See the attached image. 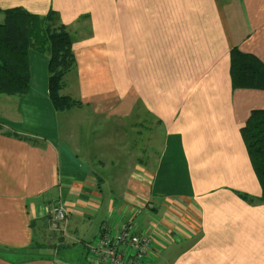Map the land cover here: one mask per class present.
Wrapping results in <instances>:
<instances>
[{
    "label": "crops",
    "instance_id": "1",
    "mask_svg": "<svg viewBox=\"0 0 264 264\" xmlns=\"http://www.w3.org/2000/svg\"><path fill=\"white\" fill-rule=\"evenodd\" d=\"M16 6L68 26L62 91L82 105L55 109L34 49L28 93L0 95V264H61L93 225L87 261L128 220L155 236L145 264H264L262 185L240 133L264 90L234 89L230 71L235 46L264 62V0H0Z\"/></svg>",
    "mask_w": 264,
    "mask_h": 264
},
{
    "label": "trees",
    "instance_id": "2",
    "mask_svg": "<svg viewBox=\"0 0 264 264\" xmlns=\"http://www.w3.org/2000/svg\"><path fill=\"white\" fill-rule=\"evenodd\" d=\"M0 12V95L19 96L28 93L31 84L29 53L31 49L49 56V93L57 111H65L82 105L81 101L64 95V78L75 67L73 36L59 13L50 10L45 16L33 14L22 7ZM231 79L234 89L251 88L264 90V62L253 53L235 46L231 49ZM1 128V125H0ZM249 157L262 185L261 200L264 202V109L251 112L241 128ZM248 199L251 197L245 195ZM39 248V247H38ZM58 251V246H54ZM2 244L0 252L6 251ZM36 254L31 247L27 252Z\"/></svg>",
    "mask_w": 264,
    "mask_h": 264
},
{
    "label": "built area",
    "instance_id": "3",
    "mask_svg": "<svg viewBox=\"0 0 264 264\" xmlns=\"http://www.w3.org/2000/svg\"><path fill=\"white\" fill-rule=\"evenodd\" d=\"M66 213L62 204L50 209L48 215L54 227L67 219ZM154 241L152 233L139 232L133 222L123 223L117 230L100 231L97 239L88 244V259L93 264H145Z\"/></svg>",
    "mask_w": 264,
    "mask_h": 264
},
{
    "label": "rangeland",
    "instance_id": "4",
    "mask_svg": "<svg viewBox=\"0 0 264 264\" xmlns=\"http://www.w3.org/2000/svg\"><path fill=\"white\" fill-rule=\"evenodd\" d=\"M3 18H4V15H3ZM3 20L1 22H3ZM131 122H132V119H129V124H131ZM131 169L132 167L129 168V173ZM130 215L131 214H129V217ZM128 222L129 220L120 223V225L123 223H128ZM94 229H95V226L90 225L87 229L88 234L86 236L80 235L74 232L75 234L74 239L67 243L69 247L60 249L59 262H61V264H92L89 259H87L86 261L83 250L84 248L87 247V242L93 238L94 232H95L93 231ZM146 264H148V262Z\"/></svg>",
    "mask_w": 264,
    "mask_h": 264
}]
</instances>
